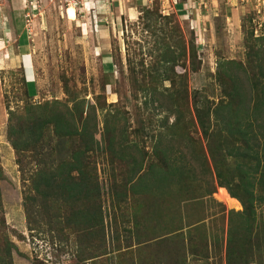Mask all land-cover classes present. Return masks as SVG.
<instances>
[{"label": "rangeland", "instance_id": "1", "mask_svg": "<svg viewBox=\"0 0 264 264\" xmlns=\"http://www.w3.org/2000/svg\"><path fill=\"white\" fill-rule=\"evenodd\" d=\"M7 1L5 7H11ZM125 3L136 4L133 19L119 14ZM13 6L19 28L21 22L29 24L30 56L19 59L34 67L35 85H27L26 92L20 60L5 59L12 48L6 43L4 57L0 54V264H227L228 212L241 211L242 205L219 194L208 139L192 102L194 96L214 102L222 97L227 85L223 74L240 70L227 61L249 71L252 48L264 43V0H83L73 5L74 20L66 17L68 5L61 0H13ZM157 9L167 18L148 12ZM168 34L175 55L185 49L175 65L161 61ZM191 42L196 43L194 63ZM173 88L180 91V103L185 104V95L188 101L181 123L171 130L177 141L191 138L208 157L210 174L183 147L195 174L212 179V194L186 169L172 196L139 194L123 203L110 188L122 179L125 167L106 153L93 156L100 192L96 205L84 199L68 202L60 191L40 194L46 182L34 190L33 174L52 162H40L41 152L58 148V141L46 138L42 149L15 150L9 125L19 126L30 105L57 101L72 106L74 99H84L80 110L89 104L96 109V137L107 118L108 125L116 124L127 141L148 154L147 165L154 160L161 120H174L165 108L169 99L160 94ZM235 221L240 224L239 218Z\"/></svg>", "mask_w": 264, "mask_h": 264}, {"label": "trees", "instance_id": "2", "mask_svg": "<svg viewBox=\"0 0 264 264\" xmlns=\"http://www.w3.org/2000/svg\"><path fill=\"white\" fill-rule=\"evenodd\" d=\"M148 12L167 18L158 13V9L156 12ZM167 38L161 61L175 65L179 55H184L185 49L181 47L182 54L175 55L176 49L169 44L171 35L168 34ZM195 44L191 42L189 47V57L193 63L197 58ZM263 45L264 43H256L252 48L249 71L233 60L226 62L230 66L238 65L240 70L223 74L227 85L223 87L222 97L217 102L198 96H194L192 102L198 124L208 139V156L217 185L224 187L242 205L241 211L228 212L227 264H249L254 258H258V262L263 264L264 258ZM239 72L244 74L245 80L240 78ZM165 79L175 84L172 76L167 75ZM24 83L27 92L25 77ZM166 91L160 94L169 99L165 108L174 116V120L171 124L168 123V116L161 120V129L155 135L153 145L154 160L147 165L145 161L148 154L137 150V145L132 141H127L122 129L116 124L108 125L107 118L104 120V133L102 132L99 139L96 137V109L89 104L85 111L80 110L84 99H74L72 106L57 101L37 108L30 105L19 126L15 127L12 123L9 125L8 135L15 150L19 152L42 149L46 138L47 142L58 141V148L52 147L45 154L41 152L43 158L40 162H52L47 169H37L33 174L34 190H39L46 182V189L42 187L40 194L50 193L53 196V192L60 191L68 202L84 199L94 201L96 205L100 200V192L93 156L106 153L111 160L125 167L122 179L114 181L110 188L112 196L119 195L123 203L127 204L139 194L158 198L172 196L174 185L179 184L182 174L187 173V170L191 172L194 180L205 182L207 195L212 194V179H201L195 174L193 163L186 161L187 153L184 148L189 149L188 154L194 159L193 162H198L206 174H210L208 157L202 150L197 149L191 138L185 137L177 141L171 130L182 121V109L187 104V96L185 95V104H182L176 97L179 90L173 88ZM159 106H163L162 103ZM112 117L114 119L116 115ZM9 118L11 121V114ZM216 135L220 136L217 143ZM181 161L185 164H180ZM20 162L18 158V163ZM184 186L187 187V184ZM236 218L240 219V224L236 223Z\"/></svg>", "mask_w": 264, "mask_h": 264}, {"label": "crops", "instance_id": "3", "mask_svg": "<svg viewBox=\"0 0 264 264\" xmlns=\"http://www.w3.org/2000/svg\"><path fill=\"white\" fill-rule=\"evenodd\" d=\"M4 0H2L0 2V31L2 34H0V54H2V57H4L3 55L5 53H3L6 47V43H12V48L11 52H7L9 55L7 56V58H5L6 60H8L9 62L12 60V62H16L19 57H21L20 55H25L27 57H29L30 55V37L29 34L26 32V25L22 23L20 20L19 22H21V24L24 26L22 27V29H20V24L17 23L15 17L11 15V11L16 12L15 7L13 6V0H8V5L10 4L11 7H5V3L3 2ZM10 2V3H9ZM136 4H131V3H125V5H121L120 7V15H124L125 17H128L130 19H133L136 16ZM18 10H21L20 8ZM21 12V11H20ZM28 14V13H27ZM108 19L111 20V16L107 15ZM66 17L69 20H74V17H68V15L66 14ZM29 25V24H28ZM27 25V26H28ZM15 26H18L16 28H14ZM20 29V30H19ZM14 43L16 44L14 46ZM9 47V46H8ZM27 52H29V54H27ZM32 56V54H31ZM20 61H18V66H20V64L22 65L21 59H19ZM17 66V67H18ZM22 69L24 70V77L25 80L27 82V85L29 86L30 84H34L35 85V72H34V67L32 68V65L29 63L28 65H25L23 63L22 65ZM1 97V96H0Z\"/></svg>", "mask_w": 264, "mask_h": 264}, {"label": "bare ground", "instance_id": "4", "mask_svg": "<svg viewBox=\"0 0 264 264\" xmlns=\"http://www.w3.org/2000/svg\"><path fill=\"white\" fill-rule=\"evenodd\" d=\"M65 12L68 15V17H74L75 7L73 5H68L67 7H65ZM218 190H219V194L231 198V196H229L227 190L224 187H218Z\"/></svg>", "mask_w": 264, "mask_h": 264}, {"label": "built area", "instance_id": "5", "mask_svg": "<svg viewBox=\"0 0 264 264\" xmlns=\"http://www.w3.org/2000/svg\"><path fill=\"white\" fill-rule=\"evenodd\" d=\"M63 1L66 5H76L78 6L80 3L83 2V0H61ZM26 16H29L28 14H26Z\"/></svg>", "mask_w": 264, "mask_h": 264}]
</instances>
